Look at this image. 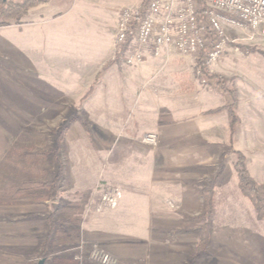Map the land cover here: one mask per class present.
<instances>
[{
  "label": "rangeland",
  "instance_id": "obj_1",
  "mask_svg": "<svg viewBox=\"0 0 264 264\" xmlns=\"http://www.w3.org/2000/svg\"><path fill=\"white\" fill-rule=\"evenodd\" d=\"M142 2L45 0L31 6L21 19L0 25V188L27 178L51 180L56 172L52 151L58 137L62 158V180L56 200L41 199L46 192L38 189L26 197L0 200V264H37L42 258L39 252L47 230L46 220L53 212L58 220V234L44 264H85V259L100 264L79 256L98 250L105 253L101 246L88 243L84 231L87 225L96 223L90 219L92 215L111 209L96 211L95 206L90 208L87 204L85 212L72 219L66 216L63 206L75 200L77 190L90 188L93 199L106 185L121 189L113 178L121 172L122 165H131L129 153L124 158L115 157L122 146L112 145L120 134L113 135L110 124L114 115L127 121L133 111V104L116 103L114 97H122L124 82L130 80V74L123 73V66L130 69L135 65L116 59L118 47L114 38L120 12ZM228 35L232 38L243 34L229 30ZM249 42H229L222 55L209 67L200 68V72L196 61L175 52L167 61L155 58L158 70L142 72L145 90L150 83L157 88L161 81L169 82L165 94L153 89L151 96L161 101L159 108L168 116L194 112L200 115V106L206 103L217 105L215 111L222 110L219 114L225 113L228 121L225 106L235 103L234 95L237 97L234 106L239 123L230 135L228 123L226 129L224 121H218L221 124L214 132V161L203 160L201 168L179 175L176 155L172 153L165 168L152 171L158 180L154 187L166 194L163 207L170 212L184 209L193 215L202 212L205 189L215 177L211 238L195 264H264V219L257 218L251 203L239 191L234 168L237 150L243 153L250 175L264 184V46ZM244 45L248 53L240 50ZM172 59H178L185 68L182 74L173 66L166 68ZM113 69L118 70V75L111 72ZM104 77L110 80L105 83ZM218 80L223 87L216 84ZM91 85V92L83 97ZM127 97L123 96L122 101ZM154 108L155 104L153 112ZM151 133L154 140L147 144L143 139ZM99 137H112L104 154ZM136 139L148 149L159 145L153 130ZM38 150L46 152L40 162L44 172L40 177L23 164L24 154ZM208 163L210 168H205ZM95 169L96 176L92 178ZM77 184L86 186L80 189ZM184 220L180 237L185 252L193 251L200 222L187 215ZM93 230L95 238L96 229ZM110 259L109 264H116L111 256Z\"/></svg>",
  "mask_w": 264,
  "mask_h": 264
},
{
  "label": "crops",
  "instance_id": "obj_2",
  "mask_svg": "<svg viewBox=\"0 0 264 264\" xmlns=\"http://www.w3.org/2000/svg\"><path fill=\"white\" fill-rule=\"evenodd\" d=\"M179 62L178 59H172L166 68L173 66L174 71H181L179 74H182L185 68ZM157 63L158 60L147 55L142 64L130 69H124V66L122 68L124 74H130V80L124 82L125 86L121 89L122 97L126 95L128 97L123 101L122 97H114V99L116 103L133 104L131 107L133 111L130 112L127 121L119 114L114 115L110 126L113 129V135L120 134L115 142L112 141V145L116 143L117 147L122 146L120 154L115 157L124 158L125 153H129L131 165H122L119 168L121 172L115 174L113 178L120 184L123 191L118 206L101 214L92 215V218L89 217L96 223L87 225L84 231V236L87 241L89 240L88 243L101 246L105 253L116 261V264H190V259L187 260L186 257L190 255L192 249L185 252V244L180 233L186 215L190 217L194 215L184 209L170 212L164 208L166 206L163 207L166 194L161 193V188L154 187L158 180L157 177L154 178L152 171L165 168L172 153L176 155L177 165L175 166L179 175L201 168L200 162L203 160L210 161L212 158L214 161L217 145L215 140L217 135L214 132L222 121L226 129L228 128L225 113L219 114L223 113L222 110L215 111L217 105L202 103L200 113H197L200 115H195L194 112L168 116L164 113L163 109L159 108L162 107L161 101L152 99L151 96L154 94L153 89L158 94H165L169 82L161 81L157 88L150 83L145 90L146 83L142 76V72L158 70L160 66ZM166 68L161 70L165 71ZM117 71L113 69L111 72ZM109 80L110 78H102L105 83ZM121 86L122 84L118 89ZM184 94L188 93L184 92ZM153 104L156 105L154 112L151 109ZM107 120L110 121L109 118ZM124 127L127 130H124ZM149 130L155 131L159 137V145L155 149L144 147L136 139L141 133ZM102 137L105 139V136L102 135ZM100 138L99 143L104 145L102 148L98 146L100 144L97 146L98 151L101 148L103 153L107 151L108 145L110 146L112 137L107 140ZM201 153L204 155L201 156ZM163 161L166 163L164 166ZM94 168H97V165ZM205 168H210V163L205 165ZM96 171L97 169L93 171L92 178L96 176ZM77 185L80 189L86 186V184ZM90 221L87 222L90 223ZM93 229H96L95 238ZM85 260V264H98Z\"/></svg>",
  "mask_w": 264,
  "mask_h": 264
},
{
  "label": "built area",
  "instance_id": "obj_3",
  "mask_svg": "<svg viewBox=\"0 0 264 264\" xmlns=\"http://www.w3.org/2000/svg\"><path fill=\"white\" fill-rule=\"evenodd\" d=\"M205 3L202 14L197 0H143L124 8L114 38L115 45L124 48V63H142L147 55L167 61L175 52L196 61L200 72V68L209 67L222 55L229 42L246 39L250 44L264 46V0H206ZM229 30L243 35L230 38ZM246 46L240 50L248 53ZM234 50L239 49L236 46ZM153 140L152 133L143 139L147 144ZM121 197L120 188L106 185L99 191L95 210L115 208ZM94 256L104 264L111 261L99 251Z\"/></svg>",
  "mask_w": 264,
  "mask_h": 264
},
{
  "label": "trees",
  "instance_id": "obj_4",
  "mask_svg": "<svg viewBox=\"0 0 264 264\" xmlns=\"http://www.w3.org/2000/svg\"><path fill=\"white\" fill-rule=\"evenodd\" d=\"M45 0H0V25L9 24L11 21H16L21 19L28 11L31 6H34ZM199 4V12L202 14L206 9V0H197ZM124 48L119 47L117 52L115 53L116 59H123ZM214 77V75H213ZM215 78V77H214ZM216 84L223 87V82L216 81ZM92 90V85L87 90V93H90ZM232 92V91H231ZM234 92V91H233ZM237 97L234 95L235 103L237 102ZM235 103L225 106V110L228 114V127L230 131V135L235 131L236 124L239 123L238 116L236 114ZM224 109V108H223ZM61 139L58 137L57 144L54 148L53 155L56 162V172L51 180H40L35 178H27L23 181H19L16 183H7L3 187L0 188V200L9 197L12 199L22 198L31 195L35 190H42L46 192L42 195L41 199H47L50 197L52 200H56L57 191L61 185L62 180V161H61ZM236 160L234 162V168L237 176V186L242 195H244L249 202L251 203L254 212L259 219H264V184L258 183L252 175L248 172L246 165L244 163V155L240 151H235ZM46 152L43 150L32 151L24 154L25 160L23 161L24 168L28 170L30 173H33L35 176H41L44 172L41 169L40 162L45 157ZM25 162V163H24ZM215 177L210 180L207 185L204 193V204L203 210L201 213L194 215L193 218L197 219L200 222L198 239L197 243L193 249V251L189 255L190 263L194 264L204 253L207 245L209 244L211 238V216L214 209V184ZM90 188H85L83 190H77L74 193L75 197L74 201H69L66 205L63 206L64 213H67L68 217L72 219H78L81 213L84 211L85 206L87 204L95 206L96 201L98 200V196L95 198H90L91 194ZM85 212V211H84ZM87 214V213H85ZM47 230L42 236V242L40 247V256L44 259H47L49 254L52 252L54 247V237L58 234V220L55 216V213H51L48 216L47 220ZM80 248H82L80 246ZM90 251V250H89ZM99 251V250H98ZM101 252V251H99ZM92 253V252H91ZM103 253V252H101ZM106 254V253H103ZM89 257L94 261L99 262L100 264H104L100 261L99 257H95L93 254H82L80 258ZM109 256V255H108ZM110 257V256H109ZM44 264V263H43Z\"/></svg>",
  "mask_w": 264,
  "mask_h": 264
},
{
  "label": "water",
  "instance_id": "obj_5",
  "mask_svg": "<svg viewBox=\"0 0 264 264\" xmlns=\"http://www.w3.org/2000/svg\"><path fill=\"white\" fill-rule=\"evenodd\" d=\"M44 258H41V259H39V261L37 262V264H43L44 263Z\"/></svg>",
  "mask_w": 264,
  "mask_h": 264
}]
</instances>
